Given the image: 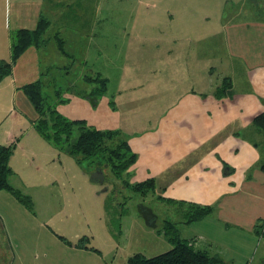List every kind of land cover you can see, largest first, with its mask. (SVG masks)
I'll use <instances>...</instances> for the list:
<instances>
[{
  "label": "crops",
  "instance_id": "crops-1",
  "mask_svg": "<svg viewBox=\"0 0 264 264\" xmlns=\"http://www.w3.org/2000/svg\"><path fill=\"white\" fill-rule=\"evenodd\" d=\"M45 3L0 0V62L11 60L14 33L37 29ZM99 7L91 10L97 13ZM169 13L167 22L127 25L125 65L106 89L113 124L136 155L128 173L131 186L152 180L160 202L173 207L176 217L187 205L209 207L202 220L188 224L183 216L178 232L198 249L234 264L248 245H264V232L257 231L264 223V131L255 124L264 113V0H179ZM94 24L84 39L97 37ZM42 54L29 47L0 84V114L7 112L0 120V146H25V159L36 166L37 159L55 163L68 156L35 130L38 113L23 90L41 80ZM10 183L20 189L15 171ZM31 198L33 213L0 191V264L23 263L22 237L38 223L53 236L38 199ZM48 200L39 197L47 208ZM174 203H185L184 209ZM133 217L128 237L149 234L139 214ZM75 245L70 248L99 254Z\"/></svg>",
  "mask_w": 264,
  "mask_h": 264
},
{
  "label": "rangeland",
  "instance_id": "rangeland-1",
  "mask_svg": "<svg viewBox=\"0 0 264 264\" xmlns=\"http://www.w3.org/2000/svg\"><path fill=\"white\" fill-rule=\"evenodd\" d=\"M177 1L46 0L42 14L46 28L39 43L43 53L41 92L45 102L44 113L55 112L69 121H83L88 128L109 133L111 139L107 143L117 149L122 139L113 124L112 99L109 92L104 93L102 81L116 82L125 65L127 46L124 44L130 36L127 25L167 22L172 15L169 11L174 10ZM99 5L98 12H93ZM94 23L98 27L97 37L84 39L85 30L89 34ZM126 32H129L128 36H124ZM79 42L85 45L78 46ZM2 100L3 97L1 103L8 105L9 101ZM86 103L92 110L86 108ZM5 116L7 112L0 114V120ZM73 135L77 136L78 132ZM40 141L37 143L41 144ZM23 149L25 146L18 148L13 159L20 190L38 199L40 216L46 215L54 233L50 236V231L40 228L39 223L35 230H31L32 233L29 230L28 238L22 237V264H128L127 259L134 253L152 258L173 247L162 232L164 220L170 219L174 230L181 232L184 226L180 220L185 213L181 211L180 217L174 216V208L166 209L157 192H133L128 173L117 179L110 168L106 169L114 185L110 184L105 191L90 179L97 163L92 165L86 161L79 165L72 157L63 156L55 163L37 159L36 166L27 162V153L25 155ZM29 149L31 151L30 146ZM43 194L49 198L48 208L40 205L39 197ZM141 204L160 216L157 228L148 227L149 234L139 233L137 236L135 233L128 237L134 231L132 219L138 214ZM169 210L171 215L165 217ZM262 230L264 232V223ZM24 231L27 228L21 233ZM61 237L72 244L86 239L84 243L99 250V254L72 250ZM263 251L264 245H248L246 252L236 258L234 264H264Z\"/></svg>",
  "mask_w": 264,
  "mask_h": 264
},
{
  "label": "trees",
  "instance_id": "trees-1",
  "mask_svg": "<svg viewBox=\"0 0 264 264\" xmlns=\"http://www.w3.org/2000/svg\"><path fill=\"white\" fill-rule=\"evenodd\" d=\"M43 24L41 18L36 30L23 29L14 33L11 60L9 62H0V84L12 74L17 60L29 47L34 45L40 48V38L46 28ZM102 83L105 86L104 93H106L108 82L103 80ZM226 88L228 87H221L219 95L225 94L222 92H225ZM23 90L38 113L34 128L43 139L75 159L79 165H83L86 161L91 162V164L97 163L95 168H110L117 179L129 173L130 168L135 163L136 155L130 150L128 140L121 131L118 130V135L121 137L122 142L117 149L112 148L107 143V140L111 139L109 133L88 128L83 121H69L63 115H58L55 112L44 113L45 102L41 92V80L25 86ZM255 124L264 131V113L255 118ZM76 131L78 135L74 136L73 134ZM16 145V143H12L0 146V191H8L33 213L35 210L32 198L24 194L20 189L13 187L10 183V178L14 175L10 161L16 150ZM103 162L105 163L103 164ZM262 170L264 171V165H262ZM153 183L151 180L137 184L133 186L134 189L132 191L144 193L148 190L149 193L154 192ZM127 184L129 185L128 182ZM174 204H179L180 208L185 205V203ZM187 206L184 211V220L188 224L202 220L210 212L209 207ZM261 229L262 226L258 227L257 231L260 232ZM162 232L173 246L169 251L152 258H147L138 253L128 259V264H227L219 256L210 255L206 251L198 249L194 241L183 239L178 230H174V224H171V221L165 223ZM61 238L63 242L73 246L66 238ZM84 241L86 239H81L75 246L89 249Z\"/></svg>",
  "mask_w": 264,
  "mask_h": 264
},
{
  "label": "water",
  "instance_id": "water-1",
  "mask_svg": "<svg viewBox=\"0 0 264 264\" xmlns=\"http://www.w3.org/2000/svg\"><path fill=\"white\" fill-rule=\"evenodd\" d=\"M90 179L93 181L100 180L101 184L104 183V173L101 171H95L90 174ZM138 214L141 215L145 221V224L149 228H157L158 215L154 212L153 209L149 208L146 205L141 204L138 208Z\"/></svg>",
  "mask_w": 264,
  "mask_h": 264
},
{
  "label": "flooded vegetation",
  "instance_id": "flooded-vegetation-1",
  "mask_svg": "<svg viewBox=\"0 0 264 264\" xmlns=\"http://www.w3.org/2000/svg\"><path fill=\"white\" fill-rule=\"evenodd\" d=\"M106 169H107V167H104V168L96 167L95 170L92 171V172H95V171L101 172L102 171L104 173V178H105L104 183L101 184L99 182L100 180H96L95 182L100 184L102 186V188L105 189V191L107 190V186H109L110 184H111V186H112V184L114 185V182L108 178V175L106 174ZM139 216L143 219V217L141 215H139ZM143 221H144V219H143ZM144 223H145V221H144Z\"/></svg>",
  "mask_w": 264,
  "mask_h": 264
}]
</instances>
